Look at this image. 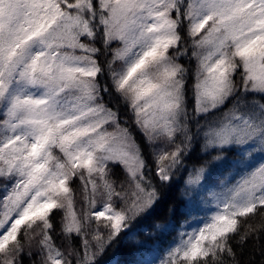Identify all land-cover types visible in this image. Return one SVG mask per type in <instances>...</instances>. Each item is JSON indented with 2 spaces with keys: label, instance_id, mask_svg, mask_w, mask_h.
<instances>
[{
  "label": "snow or ice",
  "instance_id": "obj_1",
  "mask_svg": "<svg viewBox=\"0 0 264 264\" xmlns=\"http://www.w3.org/2000/svg\"><path fill=\"white\" fill-rule=\"evenodd\" d=\"M0 264H264V0H0Z\"/></svg>",
  "mask_w": 264,
  "mask_h": 264
},
{
  "label": "trees",
  "instance_id": "obj_2",
  "mask_svg": "<svg viewBox=\"0 0 264 264\" xmlns=\"http://www.w3.org/2000/svg\"><path fill=\"white\" fill-rule=\"evenodd\" d=\"M193 163H196V158L193 157L191 161L188 162V166L191 167ZM175 208L176 209V215L174 217L175 223L177 227H179L180 224L184 222V216L180 212L181 208V201L179 199V192L178 189H173L169 192H167L164 196V198L161 200V202L158 204L155 212L151 217L146 219L142 222V227L147 228L149 231L153 229V225L156 222L163 223L166 221V219L169 217V210ZM176 237V232L172 231L166 236H164L161 240V247H167L168 244L172 243ZM141 240L144 239L143 236L139 237ZM134 251V249L131 246H121L118 250H116L115 255H118L120 260H126L131 256V253ZM251 251V248L247 249L245 252L244 259H248V252ZM113 256V253H109L106 259H110ZM255 259L259 260V254L257 253Z\"/></svg>",
  "mask_w": 264,
  "mask_h": 264
}]
</instances>
